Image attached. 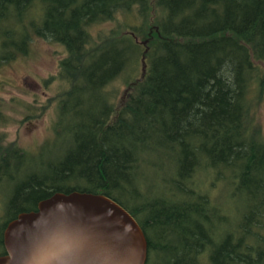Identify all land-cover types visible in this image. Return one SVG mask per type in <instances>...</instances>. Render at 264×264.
Here are the masks:
<instances>
[{"label":"trees","instance_id":"1","mask_svg":"<svg viewBox=\"0 0 264 264\" xmlns=\"http://www.w3.org/2000/svg\"><path fill=\"white\" fill-rule=\"evenodd\" d=\"M117 15L124 33L93 37ZM33 37L66 51L64 89L38 151L0 146V255L18 214L78 191L135 218L146 264H264V0H0V67Z\"/></svg>","mask_w":264,"mask_h":264},{"label":"water","instance_id":"2","mask_svg":"<svg viewBox=\"0 0 264 264\" xmlns=\"http://www.w3.org/2000/svg\"><path fill=\"white\" fill-rule=\"evenodd\" d=\"M2 242L0 264H146L148 257L135 218L114 200L88 192H55L11 220Z\"/></svg>","mask_w":264,"mask_h":264},{"label":"rangeland","instance_id":"3","mask_svg":"<svg viewBox=\"0 0 264 264\" xmlns=\"http://www.w3.org/2000/svg\"><path fill=\"white\" fill-rule=\"evenodd\" d=\"M124 22L123 16L117 15L113 21L96 25L92 35L96 37L97 34L103 35L110 31L124 33ZM66 57L61 45L33 37L27 54L18 55L0 67V146L5 148L2 150L17 148L31 155L51 139L56 116L55 97L64 89L57 75L60 61ZM261 68L264 72V65ZM140 72L139 67L137 76ZM126 76L130 77L131 74ZM126 85L123 80H119L109 87L116 94V104L123 101L129 92ZM251 116L264 139V91L255 102ZM46 155L51 156L48 153ZM152 182L150 180L149 185ZM226 192L227 187L222 185L219 195L225 196ZM225 198L222 202L227 203L228 199ZM235 202L243 206L242 199ZM1 208L2 202L0 219L3 214Z\"/></svg>","mask_w":264,"mask_h":264}]
</instances>
